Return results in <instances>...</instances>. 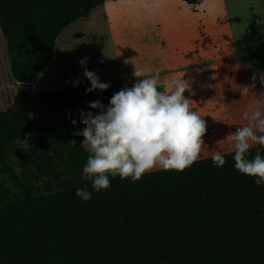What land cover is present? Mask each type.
Masks as SVG:
<instances>
[{
  "label": "trees",
  "instance_id": "obj_1",
  "mask_svg": "<svg viewBox=\"0 0 264 264\" xmlns=\"http://www.w3.org/2000/svg\"><path fill=\"white\" fill-rule=\"evenodd\" d=\"M119 1L0 0V32L18 84L11 106L0 111V168L17 190L10 195L0 185V264H264V184L235 168L234 151L222 154L223 167L210 156L138 181L109 176L110 186L96 192L83 173L91 153L74 133L85 127L80 113L89 103L109 106L120 84L87 94L91 85L34 91L61 32ZM245 86L248 95H233L240 106L259 101L264 109V83ZM48 115L60 124L31 123ZM257 151L264 158L260 145L246 158ZM11 153L20 176L7 167ZM85 187L88 201L76 195ZM37 188L52 193L36 195Z\"/></svg>",
  "mask_w": 264,
  "mask_h": 264
},
{
  "label": "rangeland",
  "instance_id": "obj_2",
  "mask_svg": "<svg viewBox=\"0 0 264 264\" xmlns=\"http://www.w3.org/2000/svg\"><path fill=\"white\" fill-rule=\"evenodd\" d=\"M85 67L100 82L119 83L122 89L138 82L135 67L158 70L161 91L168 79L184 78L189 83L184 95L207 125L199 159L213 151L232 152L222 140L247 123L242 118L246 108L233 95L247 81L262 84L264 80V0H196L193 6L185 0H124L99 6L57 37L53 58L34 91L89 86ZM17 90L0 32V111L11 106ZM87 112L99 114L89 106ZM60 122L50 115L31 121L34 127ZM6 164L20 176L14 153ZM0 185L10 195L17 192L7 169L0 168Z\"/></svg>",
  "mask_w": 264,
  "mask_h": 264
},
{
  "label": "clouds",
  "instance_id": "obj_3",
  "mask_svg": "<svg viewBox=\"0 0 264 264\" xmlns=\"http://www.w3.org/2000/svg\"><path fill=\"white\" fill-rule=\"evenodd\" d=\"M87 59L83 58L80 64L85 65ZM83 75L91 83L86 94L95 90L103 92L110 87L86 67ZM134 77L138 82L130 89L114 93L107 108L98 100L89 103L91 109L99 110L98 115L80 113L85 127L74 135L84 138L81 146L91 153L83 173L96 192L110 186L109 176L138 181L156 169L183 172L199 160L205 147L203 137L207 125L184 95L189 90L188 81L170 78L161 91L158 70L153 73L148 67H135ZM240 89L242 96L251 92L248 86ZM242 118L247 123L222 141L228 143L230 151L234 150L235 168L241 174L256 178L255 183L261 185L264 184V158L259 151L254 159L246 158L253 145L264 146V109L260 102L248 105ZM211 159L216 167L225 165L220 151H213ZM76 195L83 201L91 199L86 187L77 189Z\"/></svg>",
  "mask_w": 264,
  "mask_h": 264
},
{
  "label": "crops",
  "instance_id": "obj_4",
  "mask_svg": "<svg viewBox=\"0 0 264 264\" xmlns=\"http://www.w3.org/2000/svg\"><path fill=\"white\" fill-rule=\"evenodd\" d=\"M18 85V84H17ZM33 88H34V85H33Z\"/></svg>",
  "mask_w": 264,
  "mask_h": 264
}]
</instances>
